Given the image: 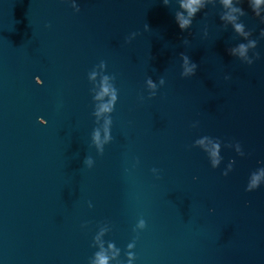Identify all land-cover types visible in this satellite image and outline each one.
Returning <instances> with one entry per match:
<instances>
[{
    "label": "water",
    "instance_id": "obj_1",
    "mask_svg": "<svg viewBox=\"0 0 264 264\" xmlns=\"http://www.w3.org/2000/svg\"><path fill=\"white\" fill-rule=\"evenodd\" d=\"M180 4L0 0V264H264V5Z\"/></svg>",
    "mask_w": 264,
    "mask_h": 264
},
{
    "label": "clouds",
    "instance_id": "obj_2",
    "mask_svg": "<svg viewBox=\"0 0 264 264\" xmlns=\"http://www.w3.org/2000/svg\"><path fill=\"white\" fill-rule=\"evenodd\" d=\"M220 2L225 9H228V12L225 15H223L221 19L229 23H232L233 30L235 32L246 36L247 33H244L243 25L236 23L237 16L235 15V13L243 14V10L233 7V0H220ZM203 4H204V0H181L180 7L184 10V13H179V12L177 13L176 15L177 26L181 30L185 29L190 24L191 17H193L195 13L200 10ZM250 4H251L253 12L256 15H259L260 14L259 9L262 5H264V0H250ZM262 35H264V33H262ZM249 47H254V42L250 41L247 45L240 44L237 48L231 49L230 54L239 55L240 57L246 58L245 54H246L247 48ZM249 63H251V61H249ZM195 67H196L195 64L189 65L187 58H185L183 74L184 75L193 74ZM92 75L94 77L95 73H93ZM149 86L154 87L150 81H149ZM105 94H108L111 97V100L108 103L103 104L98 108L96 112L97 116H100L102 113L109 112L112 109L113 101L116 98L115 91L111 87V85L108 83L107 77H104L101 80L100 85H99V92L97 95L98 97H100V96H104ZM107 123L108 121L106 120L105 124L107 125ZM93 139L99 146L101 141L99 140L98 134L94 135ZM104 139L105 140L108 139L107 128H105ZM199 143H203V142L201 141ZM211 158H212V164L213 166H215L216 163L218 162V154H217V151L215 150V147H213L211 151ZM261 176H264V171L253 174L251 177L250 183L248 185V188L246 190H252L256 188L260 182ZM129 247H131V245H129ZM109 248H112V245H109ZM113 256H115V253H113ZM107 262H108V257L104 255L103 252H98L95 254V258L92 261V264H107Z\"/></svg>",
    "mask_w": 264,
    "mask_h": 264
}]
</instances>
